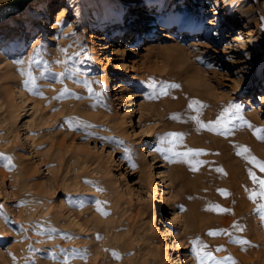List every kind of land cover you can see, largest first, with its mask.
<instances>
[{"label": "rangeland", "instance_id": "374dc122", "mask_svg": "<svg viewBox=\"0 0 264 264\" xmlns=\"http://www.w3.org/2000/svg\"><path fill=\"white\" fill-rule=\"evenodd\" d=\"M33 1L13 14V22H0L7 26L0 37V252H5L0 264H16L9 254L23 240L28 241V251L21 264H37V256L50 260L52 251L46 245L38 249L34 242L41 236L38 231L48 228L37 214L45 206L54 218L58 211L65 213L60 219L66 228H57L88 264H198L192 243L197 239L206 246L201 251L214 257L206 264H238L221 255L231 254L229 247L215 250L214 244L221 241L214 240L224 238L234 245L231 230L238 228L239 220L229 230L216 223L218 230L210 239L208 228L202 237L196 229L186 231L171 220L173 215L183 219L193 198H205L216 210L210 213L215 218L231 210L223 208L222 213L216 208L220 199L228 197L226 192L218 191L213 198L206 193L187 194L178 176L183 169H206L213 177L214 172L222 175L233 165L248 182L250 172L264 180V172L245 158L264 163V140L254 134L261 129L259 135L264 136V0H173L169 18L161 17L166 9L157 11L150 38L143 36L148 28V20L143 21L148 9L145 0L127 1L128 9L134 7L124 15V24L113 30L95 19L94 2L87 7L91 11L82 13L83 0ZM174 13L180 18L200 16L201 24L191 29L187 19L179 22ZM7 69L10 78L3 75ZM28 72L44 87L68 85L77 90L63 99L75 102L69 106L73 112L67 106L55 109L64 110L65 119L53 129L48 127L55 142L49 148L47 135L26 124L36 94L28 93L29 84L23 86L17 80ZM82 75L85 81L80 85L77 79ZM110 76L116 80L110 81ZM17 108L15 116L12 110ZM33 136L39 140L38 152ZM168 141H174L177 153L191 149L200 154L173 155L165 151L171 146ZM243 148L248 151L237 155ZM149 163L153 164L145 168ZM56 164L61 165L60 171L55 170ZM18 165L30 168V178L35 179L30 180L32 189L39 192L34 203L25 200L29 190H21L16 180ZM159 170L169 192L164 209L157 213L159 198L150 193V177ZM252 212L244 218L245 228L251 224L250 228L257 226L263 233L261 210ZM163 226L177 237H161ZM255 237L254 229L246 249H264ZM169 243L176 244L174 254Z\"/></svg>", "mask_w": 264, "mask_h": 264}, {"label": "bare ground", "instance_id": "6f19581e", "mask_svg": "<svg viewBox=\"0 0 264 264\" xmlns=\"http://www.w3.org/2000/svg\"><path fill=\"white\" fill-rule=\"evenodd\" d=\"M0 1H4V0H0ZM36 1L37 0H34L32 3H35ZM41 1L45 2V0H41ZM127 1H133V0H83L82 7H81V9L83 11L80 10V12L82 11V13H83L84 11L85 12L91 11V9H88L87 7L90 6L92 2H94L95 8H97V11H98V14L95 17V19L103 20L104 22L107 23L109 30L110 29L113 30L115 26H116V28H118L120 25H122V23L124 22L123 18H124V15L126 14V12H127V14H130L132 11V8L134 7V5H132L128 9V7H127L128 4L126 3ZM145 1L148 4V6H147L148 9L145 11V13H143L144 14L143 21H144V19L148 20L147 21V23H148L147 27L148 28L146 30H143V36H145V37L147 36L148 38H150L151 37L150 35L153 33V29L156 28L155 21H156V18H158L157 17V11H160L161 8L166 9V13L165 14L161 13L162 14L161 17H164L166 15L169 18L172 14L171 7L174 4V1L173 0H145ZM70 3H72V2H70ZM28 7H30V6H28ZM44 7H45V4L43 3L42 8L39 9V11L41 13L44 12ZM78 7H80V1H78V5L76 6V8H78ZM93 10H94V8H93ZM60 15H61V12L58 11L57 15H55L56 16L55 20L58 21L60 19ZM173 15H174V18L177 19L179 22H183L187 19L188 24L191 25V29H196L201 24L200 16H197L196 18L190 19L189 16H185V15L182 16L181 18H180L179 14L174 13ZM14 17H15V15H10L8 18L5 19L4 23L13 22ZM129 18H131V17H129ZM43 21H45V19H43ZM128 23L129 22L127 21V23H125V24H128ZM205 27H207V25H205ZM3 28L6 29L7 26L0 24V37L2 35V31L4 30ZM157 28L163 29L162 26H157ZM107 36H108V33L106 32L105 37H107ZM95 37H98V36H95ZM99 38L101 39L100 36H99ZM106 45L107 44H105L104 47H107ZM199 72L200 71H198L197 73H199ZM5 73H6V75H5ZM5 73L3 75L10 78V76H8L11 74L10 70L7 69ZM51 74L53 75V73H51ZM31 76H32V78H34V84L29 83L28 93H30V94L34 93L36 95H35V97H33L31 99V106L29 107V110H30L29 118H30V120L26 124L30 125V123H31L33 128H34V126L37 127V132H40L42 134L47 135V141H48L47 143H48V148H49L52 145H54V143H55L54 138H53V134H52L53 130H51L49 128L52 127V129H53L54 124H56V125L59 123L63 124V121L65 119L61 116V114H63L65 111L61 110L60 112H58V111L55 112V109L58 106L64 107V108H65V106H67V107L74 106V104H75L74 101H64L63 99L67 95H75L77 90L71 89L68 85H66L63 88H61V86H55V85L47 88V87H44L45 84H43L42 82H40V80L37 79L36 75H34L32 73ZM84 77H85L84 75L79 76L77 79V81H78L77 83L80 85L83 84L84 83L83 81H85V80H83ZM197 77H199V76L197 75ZM26 79H28V77H27L26 73H23V74H21V78L17 80V83L19 82L21 85L24 86ZM110 79H111L110 81H115L116 77L110 76ZM61 80L63 81L64 79L61 78ZM197 80L199 81V79H197ZM109 86L111 87V84H109ZM17 107H18V105H17ZM20 108H22V106H20ZM17 110H18V108L12 110L13 112H15L14 113L15 116L18 115ZM73 111H74V109L72 107L68 108V112H73ZM163 126L167 127L168 124L164 123ZM0 136H2V134ZM9 140H10V138H9ZM59 140H61V139H59ZM32 142L34 144L33 146H34L35 150L38 152V149H39L38 138L33 136ZM195 149H198V148L195 147ZM1 151H3V150H1ZM45 152L46 151H44V153ZM50 152H52V151H50ZM46 154H48V153H46ZM50 155H51V153H50ZM50 155H48V156H50ZM227 155H229V153ZM43 156H45V154ZM59 159L57 161H59ZM221 162H223V161H221ZM152 164L153 163L146 164L145 168L149 169ZM19 165L17 166V169L15 170L16 174H17L16 180L19 182L21 190H25V191L29 190L28 192L26 191V193H25V198H26L25 200L28 202L34 203L35 199L39 196V194H38L39 192L32 189L34 186L33 184L35 182V179L30 178L31 173L29 174V172H28V170H30V168L27 169L24 167H20ZM23 166H26V165L24 164ZM228 167H227V169L229 171H226V173H224L222 175L214 172L213 177L208 175V171H206V169L202 172H196V171L188 172V169H183L182 172L178 176H179V178H181L183 185L185 187V190L187 191L186 193L189 195L196 194V193H200V194L204 195L206 193V195H209L211 198H213V197L218 195L217 194L218 191L226 192L228 197L226 199H220V201L217 202V205L219 206V209L231 208L229 213L225 214L224 216H222V214H221L215 218V215H213L215 213H213V214H210V213L215 212L216 210L212 207V205H208L209 203L205 198H203L202 200L193 198L192 200H190L188 202V211L186 212V214H184L183 219H181L180 216L173 215L171 222L177 223V225L180 227L181 226L184 227V229L186 231L189 230V228H190V230L196 229V231H198L199 234L202 235V237H203L205 235V232H206L205 229L206 228H208L207 229L208 232H216L218 230V228L215 227V224L218 222H219V224H221V223L224 224L225 228H228V230H229V228H230L229 226L234 222V220H239L240 223L238 225V228L233 227L232 228L233 230H231L232 231V242L236 246L228 245L227 241L224 240V238H223L221 240H219V239L214 240L215 242L221 241L220 245L214 244V246H215L214 249L217 250L220 247L222 250H224L226 247H229L232 251L231 254H228L229 253L228 252V253H222L221 255L223 257H231L233 260L238 262V264H264V249H258L257 250L254 247H249L248 249H246L247 243L241 245L239 243L234 242L237 240H245L249 243V236H251V233H253V230L255 229V231L257 232V237H255V239H256L255 241L256 242L259 241L262 245H264V235H263V238H261V235L259 236V234L262 233L261 231H259L260 228L258 229L257 226H253V228L252 227L250 228V226H251L250 223L252 221H250V223H249L250 226L246 224L247 225L246 228H245L244 223H243L244 218H246L247 215L249 213H251L252 211H256L258 209L259 204H260V197L259 196H256L255 201H253L252 199L249 198L252 193L257 191V185L254 184L253 181L248 182L247 178L237 175L238 172H236L234 170V168H232L233 165H228ZM33 168L31 170H33ZM54 168H56L55 169L56 171H60L61 165L56 164V167H54ZM225 168H226V166H225ZM48 170L50 171V173L52 174L53 177L57 176L56 174H54L53 168L49 167ZM32 172H35V171L33 170ZM151 174H152V172H151ZM152 175L150 178H153L152 179L153 180L152 181L153 186L150 188V193H154V195L159 198L156 200V211H157V213H160L161 210L164 209L163 204L166 203L167 193L169 191L165 188V183H163V173L160 170L157 171V174L156 175L154 174L153 177H152ZM33 177H34V173H33ZM157 179H159L158 181H160L159 184H158ZM30 180H32V181L34 180L32 186L30 185L32 182V181L30 182ZM36 184H38V183H36ZM42 184H43V182H42ZM158 185H160L161 187L157 188ZM31 190H33V191H31ZM18 191H19V188H18ZM19 193H21V192H19ZM19 195L21 196V194H19ZM22 196H23V194H22ZM154 197L152 196V198H154ZM210 209H212V210H210ZM23 210H24L23 212H25V209H23ZM49 210H50V207L45 206L41 210L37 211L38 217L40 218V220H43L44 222H46L48 224V228L45 232L44 231H38V233L41 236H42V234H45L46 236L45 237L39 236L38 238H36L34 240V242L36 243L35 245L38 249H43V247L46 245L48 247L47 250L52 251V253H51L50 260H45V259H42V257L37 256L38 257L37 264H64L65 259H67L68 264H88V262L85 261L86 259H81V257L74 252L73 247H72L73 241L71 239L64 238L63 235L65 232H60V229L57 228V227H65L66 228V226L64 225L65 221L63 223H61L62 220L60 219L65 213L62 211H58V213L54 214V216H55V218H54ZM221 212L223 213V211H221ZM21 214L24 215L23 213H21ZM28 217H30V215H28V214L24 215V218H28ZM35 218H37V217H35ZM253 220H255V219H253ZM263 221H261V222H263ZM72 224H74V223H72ZM77 226H78V224H77ZM171 226H173V225H171ZM78 227H80V225ZM171 234H173V236L175 238L177 237V234H175V231L171 230L170 227L163 226L162 228H160V236L161 237H163V238L166 237V239H167V237L171 238ZM19 235L20 234H18V236ZM207 237H208V239H210L213 236L208 234ZM27 242L28 241L23 240V242L21 243L19 248H17V247L13 248L11 250V256L6 251L7 254H9V257H11V259L13 261H15L16 264H21V262H23L21 260L24 259V257L26 256V253L28 251ZM259 242H257V245L259 244ZM169 246H170V249L174 250V252H173V254H174L175 251L177 250L176 244L169 243ZM3 253L5 254V252H0V255L3 256L4 255ZM40 254H41L40 256H42V253H40ZM176 256H177V260H179V256L177 254H176ZM6 257H7V255H6ZM4 259H5V257L3 258V260ZM6 260H4V261H6ZM13 261H12V263H14ZM181 262H182V260H181ZM93 263H91V264H93Z\"/></svg>", "mask_w": 264, "mask_h": 264}, {"label": "snow or ice", "instance_id": "6c2138e0", "mask_svg": "<svg viewBox=\"0 0 264 264\" xmlns=\"http://www.w3.org/2000/svg\"><path fill=\"white\" fill-rule=\"evenodd\" d=\"M18 63H23L22 61H18ZM28 79L25 80V85L27 86L29 83H33L34 84V78H32L31 76V72L26 73ZM193 119H196V117H193ZM197 123L199 124L200 121L197 119ZM202 127H204V125L201 124ZM249 127H251V125H249ZM214 130V129H213ZM261 129H256L254 134H257V138L258 139H262L264 140V136H260L259 133L261 132ZM168 143L171 145L169 148L165 149V151L172 153L173 155L176 156H184L187 157L189 155H199V152H193V150L189 149L187 152L185 153H177L175 152V144L174 141H168ZM248 151L247 148H243L241 150H239L237 152V155H244V153H246ZM246 159L249 160L250 163L255 164L261 172H264V163L256 160L255 157H247L245 156ZM195 170V169H193ZM219 171V169H218ZM250 178L252 179L253 183L256 184L258 183L260 186V189L258 192H254L250 195V199H252L253 201H255L256 196H260V198L262 200H264V180L258 179L255 174H253L252 172L249 173ZM99 205V202H97ZM216 208L219 211H226L225 209H219L218 206H216ZM258 208L261 210V219L264 220V204H261L258 206ZM99 210V207H98ZM104 215H106L107 213H102ZM216 233L214 232H210L209 235H215ZM235 243H239L241 245L248 243L245 240H237L234 241ZM193 252L195 254V257L198 261V264H206L207 260H214V257L212 256L211 252H202L201 250L206 247L205 245H203L198 239L196 241H193ZM219 250V249H218ZM113 255H116L115 253H113ZM118 258V257H117ZM64 264H68L67 259H65ZM216 264H222V262L217 261ZM234 264V262H233Z\"/></svg>", "mask_w": 264, "mask_h": 264}, {"label": "water", "instance_id": "95a60500", "mask_svg": "<svg viewBox=\"0 0 264 264\" xmlns=\"http://www.w3.org/2000/svg\"><path fill=\"white\" fill-rule=\"evenodd\" d=\"M32 0H7L0 5V22L10 15L22 11Z\"/></svg>", "mask_w": 264, "mask_h": 264}]
</instances>
